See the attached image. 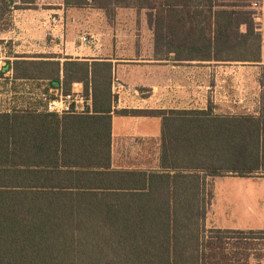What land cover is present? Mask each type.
Returning <instances> with one entry per match:
<instances>
[{
    "label": "trees",
    "instance_id": "trees-1",
    "mask_svg": "<svg viewBox=\"0 0 264 264\" xmlns=\"http://www.w3.org/2000/svg\"><path fill=\"white\" fill-rule=\"evenodd\" d=\"M38 0H0V30ZM261 2H264L261 1ZM146 12L158 61L264 63L258 0H64ZM3 44L0 41V46ZM111 62L17 56L0 69V264H248L264 231L206 228L208 179L264 177V66L257 115L121 111L162 118L160 170L112 164ZM84 86L91 108L49 113ZM9 86V90L7 89ZM2 89V91H1ZM230 246V247H229Z\"/></svg>",
    "mask_w": 264,
    "mask_h": 264
},
{
    "label": "crops",
    "instance_id": "crops-1",
    "mask_svg": "<svg viewBox=\"0 0 264 264\" xmlns=\"http://www.w3.org/2000/svg\"><path fill=\"white\" fill-rule=\"evenodd\" d=\"M36 6L34 10L14 11L10 28L0 30V69L17 56L34 60L56 55L62 62L66 58L111 62L113 82L123 87L112 107L114 169L160 170L162 118L118 112L211 108L215 116L258 114L264 63L158 61L154 57V32L145 11L119 9L110 23L103 11L66 8L64 0H38ZM55 20L60 23L55 24ZM85 31L94 38L90 45L79 40ZM72 91L82 93L84 86L74 84ZM214 206L210 204L206 216L209 229L264 231L239 220L236 213L230 218L227 212L213 213Z\"/></svg>",
    "mask_w": 264,
    "mask_h": 264
},
{
    "label": "rangeland",
    "instance_id": "rangeland-1",
    "mask_svg": "<svg viewBox=\"0 0 264 264\" xmlns=\"http://www.w3.org/2000/svg\"><path fill=\"white\" fill-rule=\"evenodd\" d=\"M263 0H258L259 4ZM258 22L264 25V7L258 10ZM8 107L7 100L0 98V111ZM208 179V190H213V213L226 212L230 216L235 213L239 215V220L250 225L264 229V177L254 175L253 177L228 176L223 178ZM209 230V228L206 226ZM230 247V246H229ZM252 257L248 264H264V242L254 243L250 246ZM241 264H244L241 258Z\"/></svg>",
    "mask_w": 264,
    "mask_h": 264
},
{
    "label": "built area",
    "instance_id": "built-area-1",
    "mask_svg": "<svg viewBox=\"0 0 264 264\" xmlns=\"http://www.w3.org/2000/svg\"><path fill=\"white\" fill-rule=\"evenodd\" d=\"M55 24H59V21H54ZM81 44L90 45L94 38L89 34V32L85 31L80 34L79 38ZM123 91V87L120 86L117 82H113L112 84V94L115 97L114 102H116L118 95ZM56 96L55 100H48L44 95L42 99L46 104V110L49 113L58 114L60 116L64 114H81L85 113L87 109L91 108V98H88L84 95V91L82 93H75L72 91L71 94L64 95L61 91H52Z\"/></svg>",
    "mask_w": 264,
    "mask_h": 264
}]
</instances>
